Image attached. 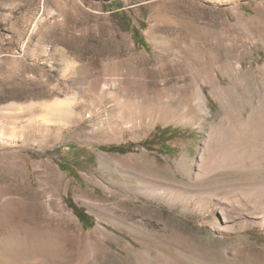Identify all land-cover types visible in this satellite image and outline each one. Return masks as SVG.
Segmentation results:
<instances>
[{
	"label": "rangeland",
	"instance_id": "obj_1",
	"mask_svg": "<svg viewBox=\"0 0 264 264\" xmlns=\"http://www.w3.org/2000/svg\"><path fill=\"white\" fill-rule=\"evenodd\" d=\"M257 134L264 0H0V264H264L262 219L198 204Z\"/></svg>",
	"mask_w": 264,
	"mask_h": 264
},
{
	"label": "bare ground",
	"instance_id": "obj_2",
	"mask_svg": "<svg viewBox=\"0 0 264 264\" xmlns=\"http://www.w3.org/2000/svg\"><path fill=\"white\" fill-rule=\"evenodd\" d=\"M198 98L203 101L201 92L198 93ZM157 117L164 123L179 122L185 118L184 115L179 116L176 108L171 104L160 108ZM207 160L206 174L201 180L209 181V179L224 177L226 179L222 180V183H219L220 185L210 187L206 191V198L200 199L198 204L205 208L207 212L210 210V206L221 205L224 222L231 227V230H237L238 236H242L250 227L248 224L250 221L257 222L260 218L264 225V213H259L256 210L259 208L264 209V178L252 177L238 180V178L230 177V179H227L240 171L241 173L244 171L262 172L264 168V135L257 134L254 143L251 145L232 144L226 146L219 144L212 154H208ZM195 195L196 193L185 189L178 191L177 196L189 203ZM213 228L224 234V228L221 226L213 225Z\"/></svg>",
	"mask_w": 264,
	"mask_h": 264
},
{
	"label": "trees",
	"instance_id": "obj_3",
	"mask_svg": "<svg viewBox=\"0 0 264 264\" xmlns=\"http://www.w3.org/2000/svg\"><path fill=\"white\" fill-rule=\"evenodd\" d=\"M136 33V32H135ZM172 127H167V128H163L161 134L166 133L168 134V130H170ZM171 139V138H169ZM168 141V139H163V142L166 143ZM106 148L107 150H113V151H119V152H127L129 150V146H124V145H118V146H109V147H103ZM70 206L74 209L75 213L77 214V216L84 222L90 218H92L85 210H83L82 208L77 207L74 203H70Z\"/></svg>",
	"mask_w": 264,
	"mask_h": 264
}]
</instances>
